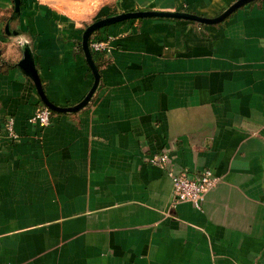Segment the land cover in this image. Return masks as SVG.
<instances>
[{
	"label": "crops",
	"instance_id": "0c3cea01",
	"mask_svg": "<svg viewBox=\"0 0 264 264\" xmlns=\"http://www.w3.org/2000/svg\"><path fill=\"white\" fill-rule=\"evenodd\" d=\"M237 0H114L82 19L46 0H0V264H264V0L215 25L126 20L90 37L99 83L85 106H43L19 67L30 54L47 99L78 105L94 77L93 22L142 10L215 18ZM12 118L17 141L5 124ZM218 184L201 209L173 201L148 157Z\"/></svg>",
	"mask_w": 264,
	"mask_h": 264
},
{
	"label": "water",
	"instance_id": "95a60500",
	"mask_svg": "<svg viewBox=\"0 0 264 264\" xmlns=\"http://www.w3.org/2000/svg\"><path fill=\"white\" fill-rule=\"evenodd\" d=\"M252 1H256V0H237L234 4H232L230 7H228L225 11H223L219 16L215 18L202 17L187 12H165V11H155V10H142V11H135L128 13H119L117 15L109 16L93 22L91 25L86 27V29L82 34V50L86 58V61L91 69L92 75L94 77V81L90 91L87 93L85 98L78 105L73 107H68V108L58 107L52 104L47 99L42 89L41 82L38 77V73L35 69L34 63L30 58V54L27 50L24 51V58L20 61L19 67L27 74H29L33 79L37 92L44 106L49 108L52 112H58V113L75 112L87 104V102L90 100L92 94L95 92L99 83L98 69L94 63L92 53L89 48L90 37L96 31L122 21L143 19V18H174V19H184V20L196 22L199 23L200 25H215L224 21L231 13L236 11L238 8ZM12 2H13L12 14L5 27V32L7 33V35L18 34L15 31L13 32L10 31L9 25L10 22L13 21L15 18H17L21 13V0H12Z\"/></svg>",
	"mask_w": 264,
	"mask_h": 264
},
{
	"label": "built area",
	"instance_id": "2783aa9c",
	"mask_svg": "<svg viewBox=\"0 0 264 264\" xmlns=\"http://www.w3.org/2000/svg\"><path fill=\"white\" fill-rule=\"evenodd\" d=\"M91 53H101L108 55L111 52L109 39H92L89 41ZM52 111L46 106H41L29 118V123L40 127H47L51 123ZM6 133L12 141L18 140V135L14 130V121L9 118L5 124ZM147 162L151 165L163 168L171 179L173 201L188 202L196 209H201L206 194L219 182V178L211 169H203L196 176L185 171L175 172L170 166V157L167 153H157L148 157Z\"/></svg>",
	"mask_w": 264,
	"mask_h": 264
},
{
	"label": "rangeland",
	"instance_id": "374dc122",
	"mask_svg": "<svg viewBox=\"0 0 264 264\" xmlns=\"http://www.w3.org/2000/svg\"><path fill=\"white\" fill-rule=\"evenodd\" d=\"M52 5L64 9L70 14L87 19H92V11L103 4H111L114 0H46Z\"/></svg>",
	"mask_w": 264,
	"mask_h": 264
},
{
	"label": "trees",
	"instance_id": "16d2710c",
	"mask_svg": "<svg viewBox=\"0 0 264 264\" xmlns=\"http://www.w3.org/2000/svg\"><path fill=\"white\" fill-rule=\"evenodd\" d=\"M21 5H23V0H21ZM53 113V112H52Z\"/></svg>",
	"mask_w": 264,
	"mask_h": 264
}]
</instances>
